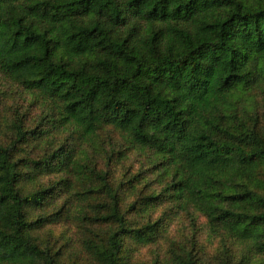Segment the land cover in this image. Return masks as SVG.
<instances>
[{
    "label": "trees",
    "instance_id": "16d2710c",
    "mask_svg": "<svg viewBox=\"0 0 264 264\" xmlns=\"http://www.w3.org/2000/svg\"><path fill=\"white\" fill-rule=\"evenodd\" d=\"M0 73L41 109L33 126L15 112L0 143V264H75L33 235L63 211L30 217L52 199L48 174L65 219L108 228L80 242L88 264H128L127 239L153 242L159 223L133 227L123 185L60 140L92 145L105 128L156 171L146 203L194 209L242 248L240 264L264 260V112L245 106L264 95V0H0ZM172 260L203 263L184 249Z\"/></svg>",
    "mask_w": 264,
    "mask_h": 264
},
{
    "label": "rangeland",
    "instance_id": "374dc122",
    "mask_svg": "<svg viewBox=\"0 0 264 264\" xmlns=\"http://www.w3.org/2000/svg\"><path fill=\"white\" fill-rule=\"evenodd\" d=\"M250 98L245 106L253 114L264 112V95L252 91ZM15 112L23 115L26 126H33L41 109L22 88L0 73V143L7 140L8 123ZM64 139L71 140L76 146L78 156L82 157L85 163L108 171L111 184L123 185L122 210L125 211L131 202L135 203V211L127 216L133 227L159 223L153 242L150 244L137 245L129 239L124 242L128 253V264H173V255L180 254L182 249L192 251L202 260L201 264L219 263L225 257L224 251L227 250V263L240 264L242 248L226 240L221 234L211 233L206 218L194 209L181 210L171 200L164 198L156 203L144 201V198L153 192H160L163 184L159 183L158 175L153 171L146 154L137 150L124 151L123 141L115 130L105 128L100 131L98 139L92 145H83L77 140L75 133L60 137V140ZM32 147L33 150L31 148L26 150H30L31 155L36 157L46 149L47 144L37 148L33 145ZM58 178L55 174L44 175L41 178L42 185L56 184V186L50 203L42 210H31L30 217L34 218L46 212L53 213L58 208H63L60 219L56 223L45 225L33 235L43 244H48L51 249L59 250L63 261L88 264L90 260L78 249L80 242L93 235L102 237L108 228L89 220L77 219L79 217L76 215L74 217L70 215L65 219L64 210H67L68 203H65L66 194L57 184ZM70 181L77 188L83 185L71 179ZM92 203V200L85 202L83 209L87 208L88 211V206ZM259 260L264 261L258 257L244 264H258Z\"/></svg>",
    "mask_w": 264,
    "mask_h": 264
}]
</instances>
